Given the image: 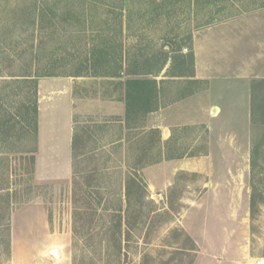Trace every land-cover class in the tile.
<instances>
[{
	"label": "rangeland",
	"instance_id": "374dc122",
	"mask_svg": "<svg viewBox=\"0 0 264 264\" xmlns=\"http://www.w3.org/2000/svg\"><path fill=\"white\" fill-rule=\"evenodd\" d=\"M126 4L133 10L128 18L129 10H122L121 0H0L2 116L11 115L17 123L25 113L22 106H33L35 101L31 85L13 83L16 76L50 69L61 75L74 74L89 58L94 45L106 43L117 46L123 42L127 52H134L138 46L148 53L168 51L169 44L175 43V48H181L183 54H194L195 37L207 28L264 9V0H200L197 5L183 0H127ZM157 8L158 11H152ZM139 9L146 14L143 19ZM256 34L261 35V32ZM170 66L171 62L157 78L159 82L167 72L173 73L168 70ZM75 78H80L75 81L78 96L100 99L102 103L99 100L83 103L85 111L93 113L77 115V132L83 141L70 174L62 176L60 173L67 167V111L63 106L49 114L42 112V151L37 173L49 175L50 181L36 179L32 154L25 153L35 143L31 136L26 139L18 132L13 143L0 141V187L8 189L2 213H10L7 224L11 244L8 253L3 247L6 232L1 226L0 264H141L145 254L152 258L149 264H255L257 259L264 258V86L258 90L253 84L250 119L245 120V125L244 120L242 125H231L235 112L226 108L211 131L198 126L178 129L175 136L174 146L182 153L214 154L215 166L225 164L216 178L224 184L240 186L238 190L220 191L219 194L226 197L224 203L213 211L210 207L214 231L221 227L225 234L235 237L234 246L227 249L236 262H226L222 249H217V258L200 255L198 251L189 252L187 248H191V244L185 236L172 237L176 229L185 231L183 223L188 218V204L200 196L201 184L214 182L202 175L189 174L177 182L182 193L177 203L181 205L180 211L172 213L170 220H166L168 216L160 219L162 222L158 221L149 232L148 243L144 241L145 230L134 231L130 246L125 247L119 261L113 256L115 249L108 251L105 244L111 212L96 206L95 199L89 196L92 190L86 189L84 181L92 171H97L108 204L114 207L124 201L128 173L126 145L122 152H114L110 147V143L117 140L113 134L120 132L123 137L124 128L123 133L117 131L119 124L111 123L112 118L102 113L104 98L114 91L108 81ZM219 82L214 83L216 89ZM163 89L169 99L187 87L167 81ZM229 97L227 95L226 99ZM20 126L21 123L17 125L18 130ZM130 134H126L127 140ZM122 145L120 143L118 149ZM255 146L252 171L250 163ZM221 151L231 155L218 158ZM156 154L157 151H153L152 156ZM58 176L61 178L56 179ZM171 177L168 166L162 171L151 169L148 175L144 174L148 199L161 212L169 208L166 191L160 183ZM149 180L156 186H150ZM254 191L256 209L252 215L248 201ZM182 198L187 204L181 202ZM123 244L125 246V242ZM54 248L62 250L61 260L50 255ZM249 251L250 255L244 256Z\"/></svg>",
	"mask_w": 264,
	"mask_h": 264
},
{
	"label": "crops",
	"instance_id": "0c3cea01",
	"mask_svg": "<svg viewBox=\"0 0 264 264\" xmlns=\"http://www.w3.org/2000/svg\"><path fill=\"white\" fill-rule=\"evenodd\" d=\"M259 32H261V35L256 34ZM194 62L195 77L191 80L202 82L204 87L180 100L168 101V96L165 94L160 100L158 110L150 113L146 121H142L140 124L142 133L152 129L160 131L163 155L161 162L145 167L142 174L144 177V174L148 175L151 169L162 171L164 167L168 166L172 177L162 181L163 185L160 183L162 190L166 191V199L170 189L177 185L176 179L181 173L195 175L196 177L202 175L206 180L214 181L201 184L202 192L197 200H190L188 218L185 219L183 226L185 232L191 236L198 246L200 255L217 258V249H222L225 261L235 263V259H232V252L228 250L229 247L234 246L233 238L235 237L232 238L231 235L225 234L221 230L223 228L220 227V224H218V228H220L216 230L217 232L214 231L211 209L213 211L216 207L218 208V205L224 203L226 197L219 194L220 191L238 190L240 186L224 184L216 178L218 173L223 172L225 164L222 162L218 163V167L215 166L213 164L215 157L211 152L167 160L165 157L166 143L174 140V132L178 129H191L201 126L211 131L212 127H215V122L224 116L226 108L235 112V117L231 119L233 120L231 125H242L243 120L245 125V120L250 119L253 84L264 80V9L255 13H246V15L231 21L211 26L204 30L200 36H196ZM77 79L80 78L50 77L38 80V150L34 170L38 181H50L49 175L45 176L37 173L42 151V112L49 114V112L61 106L67 111V167L65 171L60 172L62 176H65L71 172L73 141L75 135H79L77 132V115L93 113L86 112L85 106L82 104L98 100L99 103H102L100 99L87 100L78 96L75 92V81H78ZM160 80L177 81L184 79L166 77L164 74ZM218 80L221 82L217 84L216 89L214 83ZM227 95L230 96L228 99H226ZM118 98V93L116 94L114 91L107 98H104L105 104L102 113L104 116L112 118L111 123L119 124L118 129L116 127L117 131L123 133L124 128L123 137L120 132L113 134L117 136V140H113L110 147L114 152H122L126 145V161L136 155L137 139L134 130H129L124 123L115 122L114 117L123 120L126 115L125 103ZM127 133H131L128 140ZM120 143L123 145L120 147L121 149H118ZM230 155L221 151L217 157L225 159ZM58 178L61 177L58 176L56 179ZM149 182L150 186H156L151 180ZM181 202L187 204L183 198ZM248 202L250 206V200ZM212 204L214 208H212ZM249 255L250 251L249 254L247 253L244 256L248 257ZM242 264H250V262H243Z\"/></svg>",
	"mask_w": 264,
	"mask_h": 264
},
{
	"label": "trees",
	"instance_id": "16d2710c",
	"mask_svg": "<svg viewBox=\"0 0 264 264\" xmlns=\"http://www.w3.org/2000/svg\"><path fill=\"white\" fill-rule=\"evenodd\" d=\"M188 4H199L200 0H183ZM211 1V0H210ZM127 0H121L122 10L129 12L126 14V18L131 17V11H133L126 4ZM158 11L159 8L152 11ZM138 12L143 13L142 9ZM146 16L145 13L141 15L143 19ZM170 50L166 51L161 49L155 52H146L144 48L133 49L134 52L125 51L123 42L114 46L110 43L94 45L90 52L89 58L82 63L81 67L74 74L61 75L52 70H47L43 73L26 72L21 74L13 83L31 85L33 96L35 101L33 106H27L24 104L22 108L25 113L21 116L22 120L14 123L13 116H5L1 114L3 110V96L0 95V141L2 144H11L14 138L20 133V137L28 138L32 137L35 142L32 148H27L25 153L32 154L31 161L35 170L36 157L38 150V80L40 78L50 77H94L102 78L114 88V93H118V99L123 101L126 106L125 118H115L118 123H124L129 130H134V135L137 139V153L130 159H127L126 166L128 167V173L125 177L124 187V201L122 200L118 206L111 207L108 204V199L103 194V188L99 184V172H91V174L85 179L84 185L87 190H92V194L89 195L96 201V206L111 212V221L108 226L109 233L105 239L108 251L115 249L113 256L121 260L124 254L123 250L129 248L130 242L134 237L133 232H141L145 230L144 241L150 238L149 232L152 228L161 220L168 216L172 217V213H178L181 205L177 204L182 197L181 191H179V184L175 185L167 195V205L169 210L165 212L159 211L154 207V202L149 200V191L147 183L143 177L142 170L149 166L154 165L163 160L162 155V142L159 130H150L146 133H142V121H146L147 116L158 110L160 100L165 95L163 85L167 81H158L157 78L168 67L171 62L169 71H173L172 74L167 72L166 77L179 78L184 80L170 81V84H180L187 89L179 91V94L173 95V98H169L168 101L180 100L188 95L193 94L204 87V84L200 81L191 80L195 77L194 68V54H183L181 48L176 49L175 43L169 44ZM85 71V72H83ZM254 88L258 90L264 86V81H257L254 83ZM21 123L20 129H17V125ZM176 132H178L176 130ZM174 132V140L176 136ZM144 134V135H143ZM166 143L165 157L167 160L181 159L186 155L196 156L195 153H182L176 148L175 141ZM83 138L79 135H75L73 141V165L76 166L79 150ZM139 144V145H138ZM153 151H157L156 156H152ZM257 146L252 150L251 158V170L255 169ZM187 174L181 173L178 175L176 181L179 182L181 177ZM76 184H79L76 182ZM74 183V190L75 185ZM105 189V188H104ZM6 188L0 187V227L4 226L6 232V239L4 248L10 253V228L7 224L10 213L4 214L2 205L6 201L5 192ZM8 193V192H7ZM75 193V192H74ZM75 195V194H74ZM8 199V197H7ZM90 205V204H89ZM135 206H138L137 209ZM92 206H90L91 208ZM134 209V213L132 211ZM256 209V195L255 191L250 199V213L253 215ZM5 217V218H4ZM161 219V220H160ZM5 221V223H4ZM7 224V226H6ZM125 227V229H124ZM179 235L185 236L188 243L191 244V248H187L189 252H197L198 246L195 241L182 229H176L172 233V237H178ZM124 237V239H123ZM147 240V241H146ZM125 242V246L124 243ZM0 243V247H1ZM152 258L145 254L141 264H149Z\"/></svg>",
	"mask_w": 264,
	"mask_h": 264
},
{
	"label": "water",
	"instance_id": "95a60500",
	"mask_svg": "<svg viewBox=\"0 0 264 264\" xmlns=\"http://www.w3.org/2000/svg\"><path fill=\"white\" fill-rule=\"evenodd\" d=\"M50 255L54 256L56 260L62 259V250L60 248H54L50 251Z\"/></svg>",
	"mask_w": 264,
	"mask_h": 264
},
{
	"label": "built area",
	"instance_id": "2783aa9c",
	"mask_svg": "<svg viewBox=\"0 0 264 264\" xmlns=\"http://www.w3.org/2000/svg\"><path fill=\"white\" fill-rule=\"evenodd\" d=\"M255 264H264V258L257 259Z\"/></svg>",
	"mask_w": 264,
	"mask_h": 264
},
{
	"label": "bare ground",
	"instance_id": "6f19581e",
	"mask_svg": "<svg viewBox=\"0 0 264 264\" xmlns=\"http://www.w3.org/2000/svg\"><path fill=\"white\" fill-rule=\"evenodd\" d=\"M62 256H63V254H62ZM59 260H61V259H59ZM256 263V262H255Z\"/></svg>",
	"mask_w": 264,
	"mask_h": 264
}]
</instances>
